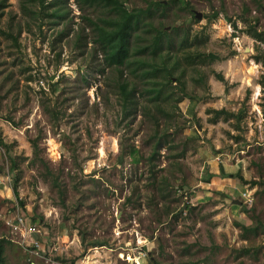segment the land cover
Masks as SVG:
<instances>
[{"label":"rangeland","instance_id":"obj_1","mask_svg":"<svg viewBox=\"0 0 264 264\" xmlns=\"http://www.w3.org/2000/svg\"><path fill=\"white\" fill-rule=\"evenodd\" d=\"M118 1L152 8L132 52L166 31L196 100L106 67L111 7L0 0V264H264V0Z\"/></svg>","mask_w":264,"mask_h":264},{"label":"trees","instance_id":"obj_2","mask_svg":"<svg viewBox=\"0 0 264 264\" xmlns=\"http://www.w3.org/2000/svg\"><path fill=\"white\" fill-rule=\"evenodd\" d=\"M32 3H38L40 6L45 5V0H31ZM79 1V0H78ZM85 6H96V5H105V7H111V10L116 13V17L100 18L98 22L91 21L90 25L93 30L96 32L95 43L99 46V51L101 52L104 63L107 68H112L120 72V76L124 74V67L129 69V73L141 80H146V85H152V88L144 90L148 93L150 98L149 102L153 103L157 107L161 106L164 103H170L174 100L176 91L181 93V96L177 98L176 103H180L184 99H189L195 101L196 99L189 93H187V85L183 80L185 74L184 70H181L179 77H176L175 81L177 82L178 87L174 88L173 78L175 77V71L180 66V60H175L172 62L171 56L169 55L170 50L166 48V45H170V37H168L167 32L164 30L157 29L156 34L152 37V41L143 45L135 52H132L131 47V38L135 31L139 30L142 15H148L151 13L152 8H147L145 10H139L136 12H130L124 5H122L118 0H80ZM62 4L63 0H60ZM25 4H23V7ZM155 6H164V3H157ZM57 16V18L62 19L65 17L66 12L63 7L57 8V10L52 14ZM213 18H217L218 14H214ZM249 35L256 39L257 41L264 43V32H258L252 28V31L249 32ZM190 40V34L188 35V44ZM193 44V42H191ZM192 46V45H189ZM143 54V58H135V55ZM147 54V55H146ZM200 62L204 61H217L220 58L215 54H204L200 52H195V54L188 55V66L194 64L196 60ZM254 60L257 63H262L264 65V59L260 56H255ZM183 69V68H182ZM198 73V79L193 78L195 83L203 82L204 76L199 70L194 69ZM218 80L224 82V78L221 75H218ZM260 84L263 85L261 82ZM128 83L124 82L122 85V90L127 98L130 101L133 97V92L130 93L127 91ZM177 89V90H175ZM167 91L169 94H167ZM160 105V106H159ZM216 119L225 114H230L225 110L214 111ZM34 148L37 151L38 147L36 142L33 141ZM161 146L159 142L158 147ZM2 172V167L0 166V173ZM15 193L17 195V189L15 188ZM246 231H253V228H247ZM103 242H94L93 246H104ZM4 247L0 241V263L3 259Z\"/></svg>","mask_w":264,"mask_h":264},{"label":"built area","instance_id":"obj_3","mask_svg":"<svg viewBox=\"0 0 264 264\" xmlns=\"http://www.w3.org/2000/svg\"><path fill=\"white\" fill-rule=\"evenodd\" d=\"M21 221H22V219H20ZM19 224V223H18ZM33 231H35V229L34 228H30V229H28V233L27 234H32L33 233ZM38 244L36 243V246H37ZM35 250V249H34Z\"/></svg>","mask_w":264,"mask_h":264},{"label":"crops","instance_id":"obj_4","mask_svg":"<svg viewBox=\"0 0 264 264\" xmlns=\"http://www.w3.org/2000/svg\"><path fill=\"white\" fill-rule=\"evenodd\" d=\"M252 38H253V37H252ZM253 39H254V38H253ZM255 40H256V39H255ZM256 41H257V40H256ZM255 62H256V61H255ZM257 64H262V63H257V62H256L254 65L257 66ZM262 65H263V64H262ZM263 66H264V65H263Z\"/></svg>","mask_w":264,"mask_h":264}]
</instances>
